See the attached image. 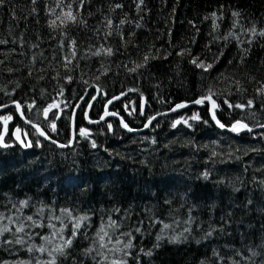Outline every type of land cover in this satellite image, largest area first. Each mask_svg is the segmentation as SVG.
Returning a JSON list of instances; mask_svg holds the SVG:
<instances>
[{"label": "trees", "instance_id": "16d2710c", "mask_svg": "<svg viewBox=\"0 0 264 264\" xmlns=\"http://www.w3.org/2000/svg\"><path fill=\"white\" fill-rule=\"evenodd\" d=\"M138 2L84 0L81 5L80 0H62L57 7L58 0H5L0 6V40L6 41L0 43V104L16 100L26 118L61 142L68 138L73 104L91 83L100 89L88 109L91 119L108 109L128 126H140L150 114L208 95L211 88L221 123L264 122V96L256 93L264 83V36L245 31L253 25L264 29V0H143L140 9ZM68 4L77 22L62 24ZM116 4L122 7L113 11ZM234 11L240 16L233 17ZM106 18L113 30L107 37ZM53 20L55 28L49 27ZM73 40L76 57L66 68ZM101 46L112 48L113 55H91ZM184 50L185 55L177 54ZM146 54L155 58L130 72L144 63ZM193 57L212 68L195 67ZM93 92L90 87L76 110L69 147L38 137L13 107L0 113L12 116L4 138L11 147H0V213L14 220H0V227L11 229L0 236V264H45L51 257L35 248L50 250L61 242L58 236L50 244L42 239L51 237L50 224L62 227L52 217H61L62 234L69 238L74 219L81 216L88 219L57 264H110L113 259L127 264H264V129L222 130L210 122L206 102L159 116L139 132L123 130L113 116L88 124L83 111ZM54 100L61 106L46 120L43 110ZM225 100L246 107L230 108ZM194 114L199 119L191 120ZM180 119L191 127L181 123L173 128ZM13 128L33 146L15 142ZM81 128L87 137L80 135ZM22 200L29 204L18 212ZM63 209L72 216L62 215ZM113 221L117 226L109 227ZM21 222L25 232L14 235ZM102 226L113 244L121 240L116 247L129 240L132 247L99 249L95 241ZM17 236L23 245L6 243ZM173 236L179 240L172 242ZM90 247L94 250L85 255ZM149 251L150 256L145 254Z\"/></svg>", "mask_w": 264, "mask_h": 264}, {"label": "snow or ice", "instance_id": "6c2138e0", "mask_svg": "<svg viewBox=\"0 0 264 264\" xmlns=\"http://www.w3.org/2000/svg\"><path fill=\"white\" fill-rule=\"evenodd\" d=\"M84 0H80V3L81 5L83 4ZM5 3V0H0V6H2L3 4ZM32 3L35 4L36 3V0H32ZM60 3H62V0H58V4H57V7L60 6ZM143 4V0H139V2L137 3V8L140 9L141 5ZM122 5L120 4H116L113 6V11L116 9V8H121ZM67 9L68 11L67 12H64L63 13V17L64 19L61 20V23L62 24H66L67 22H72V23H75L77 22V17L76 15L72 12V5L71 4H68L67 5ZM35 11V9H34ZM54 11V10H53ZM233 17H239L240 16V13L239 12H233L232 13ZM213 17H216V13H213L212 14ZM57 19H61V17H57ZM81 23H83V21H81ZM106 23H107V26L109 28V31L105 33V36H111L113 35V30H112V20L110 18H106ZM125 21L124 20H121L120 21V24H124ZM141 25L139 23L136 24V27H140ZM213 26H214V29L215 27H218V25H216L215 23V19L213 20ZM49 27H52V28H55L57 27V23H56V20H53L50 22L49 24ZM246 32H251L253 35H259V36H264V29H260L259 31L257 30L256 26L253 25L250 29H245ZM115 32L116 34H119L120 33V28H119V25L116 26L115 28ZM123 39V37H122ZM0 43H6V41H2L0 40ZM75 46H76V41H71L70 42V45L69 47H71L73 50L71 52V58H69L68 56L65 57V67L67 68L68 65H70L72 63V60L76 57V51H75ZM63 47V45H62ZM188 50H184L180 53H177L178 55H185L187 53ZM91 55L93 56H100V55H106V56H112L113 55V49L110 48V47H103L101 46L99 49H97L96 51L92 52ZM155 57H151L150 55L146 54L144 56V63L143 64H136L135 67L133 68H130L129 71L130 72H136L137 69L139 68H142L144 67L149 59H154ZM0 63H3V61H0ZM191 63L193 65H195V67L197 68H201L203 69L204 71H208L210 68H212V64H207L205 65L203 61H200L198 57H193L191 59ZM9 71H12V69H9ZM102 75L104 73H101ZM100 77L97 76L96 79L98 80ZM68 81H71L72 77H68L67 78ZM237 85L239 86V81L236 82ZM238 90H241L242 89H239ZM98 91H100V89H98ZM129 91H133V89H129ZM256 93L257 95L259 96H264V83H261L260 87L256 89ZM61 95L63 94V89H61ZM215 94L212 92L211 88L209 89V94L205 97H202L200 99H197L196 101H194V103L196 104H203L205 103V101H208L211 103V107H212V119L216 121L218 127L220 128H225V125L220 123L219 120H216V116H215V109L218 108V104L216 103V101L214 99H212V97L214 96ZM96 99V97H93V100ZM114 99H119V97H114ZM112 101L110 100L109 103H111ZM226 104H228V106L230 108H240V109H244L246 106L244 104H235V105H232L230 103H228L227 100L224 101ZM15 103V107L17 109V112H21V105L18 103V102H14ZM91 107V105H89ZM253 106V100L249 99L248 102H247V107L248 108H251ZM0 107H7V105H3V106H0ZM29 108L32 107V105H29L28 106ZM55 107H58V105H56L55 103L53 104H50L47 108H45L43 110V115L44 117L47 119L48 118V113L50 111H52L53 108ZM186 107L185 104L181 103V104H177L175 106V108L172 109V111H176L177 109H180V108H184ZM106 115H116L115 113H105ZM53 115H55V113H53ZM21 116L23 117V113L21 112ZM104 118L101 117V120H103ZM152 119H155L154 117ZM199 119L198 115L194 114L192 117H191V120H197ZM12 120V116L11 115H7V116H0V121H3L4 125H5V128L7 127V124L8 122ZM27 122V121H26ZM151 123V120H149V124ZM185 124L186 126L188 127H191V125L189 124L188 120H185V119H180V120H176L173 124H172V127L175 128L177 125L179 124ZM149 124H145V127H148ZM121 125L122 127H124L125 129H127L128 131H133V129L129 128L128 125L126 123H124L123 120H121ZM34 128H36L37 132L39 133V135L41 136H45V139H48V137L45 135L44 131H42L38 125H35L33 124L32 125ZM259 127L261 128H264V124L262 125H259ZM52 128L53 130H55V124L53 123L52 124ZM108 128L109 130L112 129V125L109 124L108 125ZM229 131L231 132H235L237 134H239L241 131H245L247 130L248 132H252V128H250L246 123H243L241 121H236L229 129ZM20 129L17 128L16 129V132L13 133V135L15 136L16 140L19 141L21 143V145L25 148H28V147H32L33 145L31 143H25L24 141H22L20 139ZM80 135L84 136V137H87L89 135V133L87 132L86 129H83L81 128L80 129ZM155 141H153L154 143ZM53 143H55V141H53ZM36 146H39V143L37 142V145ZM63 147V145H61ZM0 147H11V145H8V144H5L4 143V137L2 134H0ZM92 147L95 148L96 147V144L93 142L92 144ZM215 155V153H214ZM208 177V173L205 172L204 173V178L207 179ZM262 184H264V181H261ZM20 204V208L17 209V211L19 212L21 209H23L24 207H27L28 204H29V201L28 200H22L19 202ZM15 207V206H14ZM40 212H43V209H40L39 210ZM62 215L64 216H67V217H71L72 216V213L68 210V209H63L62 210ZM4 219H7L9 221V223H14V220H13V217L12 216H8V217H5L3 215V213H0V220H4ZM25 219L27 221H31L32 222V225L33 226H37L39 227L40 225H38L36 223V221L33 220V217L32 216H27L25 217ZM52 219H56V220H61V225L62 227L60 229H56L55 228V225L53 224H50L49 227L53 228V232L51 233V237H48V236H45L43 237L42 239H44L45 243L46 244H50L52 243V240L56 239L57 236L59 237V240L61 241L60 243H57L55 244L50 250L45 246V245H41L40 247L38 248H35L36 251L38 252H41V253H44V252H47L48 255L51 257V259H49L48 261L45 262V264H57V258L58 257H62V256H65L67 255V252L66 250L68 249H71L72 248V245H73V241L74 239L76 238L77 236V233L78 231L80 230L81 228V222L82 221H86L88 219L87 216H81V217H78V218H75L74 219V222L72 224V232H71V236L69 238H65L63 236V220L61 219V217H52ZM117 225H115V222H110L109 224V227H116ZM169 227V225L165 224L164 225V228L167 229ZM11 231V229H9L7 226H3V227H0V236H2L5 232H9ZM137 231H139V229H137ZM185 231H188V229H185ZM25 232V224L23 222H21L19 225H17L15 227V233H24ZM124 235H130V234H124ZM212 235V231H209L206 236L210 237ZM107 237V242H105V238ZM161 237L158 236L157 239L159 240ZM170 240L172 242H176L179 240V237L177 236H173V237H170ZM24 239L17 236L15 240L13 241H7L6 243H15V244H20V245H23L24 244ZM96 243L99 244V249H107L109 251H114V252H121V251H124V249H129L132 247V244H131V241L129 240L127 243H124L123 244V247L120 248V247H116V245H120L121 244V240L119 238H117L113 244V241H112V237L109 235V233L105 230V228L102 226L98 232H97V236H96ZM109 244H113V247L111 249L108 248V245ZM33 248L34 246H30L28 248V251H33ZM94 249L92 247L88 248V249H85V255H88L90 254ZM143 251V250H141ZM98 255H100L101 257H103L104 259H107L106 256H104V253L103 252H97ZM125 255H128L127 252L124 253ZM146 255H151V251L149 252H146L145 253ZM253 255H255V253H253ZM110 264H127V262L125 260H117V259H113Z\"/></svg>", "mask_w": 264, "mask_h": 264}, {"label": "water", "instance_id": "95a60500", "mask_svg": "<svg viewBox=\"0 0 264 264\" xmlns=\"http://www.w3.org/2000/svg\"><path fill=\"white\" fill-rule=\"evenodd\" d=\"M90 87H93V88H94V92H93V93L91 94V96L89 97V99H88V101H87V104H86V106H85V108H84V111H83V117H84L85 122L88 123V124H96V123H98V122L101 121V117H105V116H109V115H111V114L106 115V114H105L106 112H107V113H115L116 115H112V116H114V117L118 120L120 127H121L123 130L127 131V132H139V131H142V130H144V129L146 128V127H145V124H149V120H151V122L154 120V119H152L153 117L156 119V118L159 117V116L171 115V114L177 113V112H179L180 110H182V109H184V108H186V107H188V106H191V105L196 104V103H194V101H196L197 99H200V98H202V97L207 96V95H204V96H198V97H196V98H194V99H191V100H186V101H179V102H176V103H174L173 105H171L169 108L163 109V110H161V111L159 110V111H156V112L150 114V115L144 120V122H143L140 126H128L129 128L133 129V131H128L127 129H125V128L122 127V125H121V120H123V119L121 118V116H120L118 113L114 112V111H111V110H104V111H102V112H101L96 118L91 119V118L88 117V114H87V113H88V109H89V107H90L89 105H91L92 102L95 100V99L93 100V97H96V98H97V96L99 95V92H100V91H98L99 87H98L97 85H95L94 83H91V84H89V85L85 88L84 92L78 97V99L76 100V102L73 104V106H72V108H71L70 115H69L68 138H67V140L64 141V142H61V141H58V140L54 139L53 137H51V136H50L49 134H47L46 132H44V133H45V135L48 137V139H45V136H41V135H39V133L37 132L36 128H34V127L32 126L33 124H35V125H38V124H37L36 122H34V121L29 120L28 118H26V117L24 116V114H23V117H22V116H21V112H22V111H21V112H17V109H16V107H15V103H14V102H17L16 100H10L9 102L1 103L0 106L7 105V107H0V112H1V111H4V110H6L8 107L12 106V107H13V113L16 115V117H17L22 123H24V124L30 126V127L33 129V131L35 132V134H36L38 137H40V138H42L43 140H45V141H47V142H50V143H52V144H54L55 146L60 147V148L69 147V146L72 145L73 140H74V136H75V123H74V118H75L76 110H77L79 104L81 103V101L83 100V98H84V96H85L87 90H88ZM205 102H206L207 113H208V116H209L210 121H211L216 127H218L216 121L212 119V111H213V110H212V107H211V103L208 102V101H205ZM181 103L185 104L186 107H184V108H180V109H177L176 111H172V109L175 108V106H176L177 104H181ZM216 120H217V119H216ZM26 121H27V122H26ZM236 121H241V120H239V119H235V120L231 121L229 124H224V125H225V128H221V129H224V130H226V131H229L228 129H229V128H230V127H231ZM241 122H243V121H241ZM220 123H221V122H220ZM243 123H245V122H243ZM222 124H223V123H222ZM246 124H247V123H246ZM262 124H264V122H263V123L253 124V125H249V124H247V125H248L250 128L253 129L252 131H255V130H259V129H264V128L259 127V125H262ZM38 126H39V125H38ZM7 128H8V124H7V127L5 128L4 123H3V124L1 125V127H0V134H2L4 138H5V135H6V133H7ZM39 128L41 129L40 126H39ZM218 128H220V127H218ZM41 130H42V129H41ZM42 131H43V130H42ZM245 131H247V130H245ZM13 140H14L15 142H17L20 146H22L21 143H20L19 141L16 140V138H15L14 135H13ZM53 141H55V143H53ZM4 143L6 144L5 141H4ZM61 145H63V147H62ZM22 147H23V146H22Z\"/></svg>", "mask_w": 264, "mask_h": 264}, {"label": "rangeland", "instance_id": "374dc122", "mask_svg": "<svg viewBox=\"0 0 264 264\" xmlns=\"http://www.w3.org/2000/svg\"><path fill=\"white\" fill-rule=\"evenodd\" d=\"M53 103H55L56 105H58V107H55L56 108V111H58L59 110V108H60V106H61V101L60 102H58L57 100H54L52 103H50V104H53ZM49 104V105H50ZM105 110H108V109H105ZM161 111V110H160ZM7 115H10L9 113H7V114H3V115H0V116H7ZM47 120V119H46ZM1 123H3V121H0ZM9 144H11L10 142H8Z\"/></svg>", "mask_w": 264, "mask_h": 264}, {"label": "bare ground", "instance_id": "6f19581e", "mask_svg": "<svg viewBox=\"0 0 264 264\" xmlns=\"http://www.w3.org/2000/svg\"><path fill=\"white\" fill-rule=\"evenodd\" d=\"M99 94H100V92H99ZM98 96H99V95H98ZM98 96H97V97H98ZM96 99H97V98H96ZM96 99H95V100H96ZM95 100H94V101H95ZM94 101L92 102V104L94 103ZM92 104H91V105H92ZM10 107H12V106H10ZM10 107H8V108H10ZM1 112H3V111H1ZM1 112H0V113H1ZM116 113H117V112H116ZM109 116H112V115H109ZM113 117H114V116H113ZM107 118H108V117H107ZM210 122H211V121H210ZM211 123H212V122H211ZM212 124H213V123H212ZM222 130H223V129H222ZM72 144H73V143H72ZM25 183H26V182H25ZM27 184H28V183H27ZM31 185H32V184H31ZM17 187H18V186H17ZM26 187H27V186H26ZM20 194H21V193H20ZM20 194H19V196H20Z\"/></svg>", "mask_w": 264, "mask_h": 264}, {"label": "flooded vegetation", "instance_id": "af4514ba", "mask_svg": "<svg viewBox=\"0 0 264 264\" xmlns=\"http://www.w3.org/2000/svg\"><path fill=\"white\" fill-rule=\"evenodd\" d=\"M11 131V135H12V138H13V133H15L16 132V129L15 128H13L12 130H10ZM20 135V134H19ZM20 138H21V136H20Z\"/></svg>", "mask_w": 264, "mask_h": 264}]
</instances>
